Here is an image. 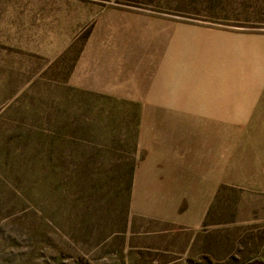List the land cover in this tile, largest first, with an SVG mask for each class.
Masks as SVG:
<instances>
[{"label": "rangeland", "instance_id": "obj_1", "mask_svg": "<svg viewBox=\"0 0 264 264\" xmlns=\"http://www.w3.org/2000/svg\"><path fill=\"white\" fill-rule=\"evenodd\" d=\"M74 1L182 24L183 47L147 48L157 60L162 52L167 68L147 71L144 94L99 93L102 79L79 88L71 73L89 30L76 38L55 22ZM151 86L167 93L151 94ZM212 100L217 130L229 114L243 113L225 111L228 104L264 103V0H0V264L264 259V206H257L264 199L240 183L248 167L255 171V152L258 166L264 162L255 142L244 150L256 127H243L236 161L222 168L231 169L232 182L218 188L197 232L130 207L135 169L147 157V120L207 121L212 112L192 110V103Z\"/></svg>", "mask_w": 264, "mask_h": 264}, {"label": "crops", "instance_id": "obj_2", "mask_svg": "<svg viewBox=\"0 0 264 264\" xmlns=\"http://www.w3.org/2000/svg\"><path fill=\"white\" fill-rule=\"evenodd\" d=\"M55 22L57 30L76 32L72 35H77L76 38L89 30L82 43L83 50L72 69L71 80L79 88H86L89 79L106 80L100 82L104 90L99 93L103 94H144L147 83L143 80L147 79V71L153 74L157 71L166 73L167 60H162L163 48L170 44L183 47L184 42L185 29L182 24L145 15L134 9L101 7L74 1L63 8V13ZM71 44L61 43L62 46ZM153 47L161 48L160 51L163 49V53L158 51V60L147 56V48ZM149 89L151 94L167 93L166 88L161 86H151ZM230 105L224 110L243 113L238 119L229 114V118H224L220 125L223 129L219 130L215 125L216 103L213 100L203 107L192 103V110L202 108L212 112L209 115L212 118L208 116L207 121L194 115L192 119L147 120V139L143 140L147 157L136 167L132 182L130 207L133 213L148 220L197 232L209 214L218 188L233 178L231 169L228 173L222 168L226 162H229L230 167L231 160L236 161L233 152L239 146L237 138L245 135L243 127L257 128L256 135L248 136L253 140L245 142L244 150L253 149L252 142H255V150H259L260 159H264V103H239L234 108ZM168 107L183 111L182 105ZM248 111L255 113L249 114ZM235 127L240 129L236 130ZM200 136L204 138L202 141L199 140ZM222 148L225 152L221 157L223 160L217 158ZM201 154H207V158H201ZM255 156V171L252 172L248 167L246 182L240 183L254 187L257 198L264 199V162L259 161L258 166L256 152ZM257 206L262 207L264 204Z\"/></svg>", "mask_w": 264, "mask_h": 264}, {"label": "trees", "instance_id": "obj_3", "mask_svg": "<svg viewBox=\"0 0 264 264\" xmlns=\"http://www.w3.org/2000/svg\"><path fill=\"white\" fill-rule=\"evenodd\" d=\"M247 264H264V261H262V260H253L252 262H249Z\"/></svg>", "mask_w": 264, "mask_h": 264}]
</instances>
